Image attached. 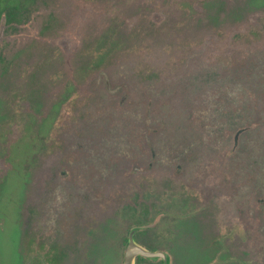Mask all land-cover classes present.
<instances>
[{
  "label": "rangeland",
  "instance_id": "1",
  "mask_svg": "<svg viewBox=\"0 0 264 264\" xmlns=\"http://www.w3.org/2000/svg\"><path fill=\"white\" fill-rule=\"evenodd\" d=\"M133 226L264 264V0H0V264H123Z\"/></svg>",
  "mask_w": 264,
  "mask_h": 264
},
{
  "label": "water",
  "instance_id": "2",
  "mask_svg": "<svg viewBox=\"0 0 264 264\" xmlns=\"http://www.w3.org/2000/svg\"><path fill=\"white\" fill-rule=\"evenodd\" d=\"M143 226H133L128 232V241L124 253L123 264H137L138 257H143L150 261L161 260L164 264H171L170 255L165 251H153L138 243L135 238L136 233Z\"/></svg>",
  "mask_w": 264,
  "mask_h": 264
},
{
  "label": "trees",
  "instance_id": "3",
  "mask_svg": "<svg viewBox=\"0 0 264 264\" xmlns=\"http://www.w3.org/2000/svg\"><path fill=\"white\" fill-rule=\"evenodd\" d=\"M127 241H128V240H127ZM139 258H141V259H143V260H146V259H145V258H143V257H138V259H139ZM138 259H137V260H138Z\"/></svg>",
  "mask_w": 264,
  "mask_h": 264
}]
</instances>
